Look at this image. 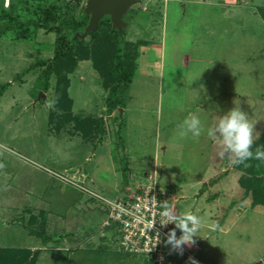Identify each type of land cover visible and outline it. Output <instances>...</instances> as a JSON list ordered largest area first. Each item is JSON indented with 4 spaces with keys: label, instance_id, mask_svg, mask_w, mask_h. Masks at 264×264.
Here are the masks:
<instances>
[{
    "label": "rangeland",
    "instance_id": "rangeland-1",
    "mask_svg": "<svg viewBox=\"0 0 264 264\" xmlns=\"http://www.w3.org/2000/svg\"><path fill=\"white\" fill-rule=\"evenodd\" d=\"M73 1L0 0V24L13 3L21 20L42 21L41 8ZM258 7L264 0H138L125 16L138 56L132 83L119 92L122 104L107 113L108 91L91 60L69 75L70 112L81 121L102 118L103 136L84 137L76 121L57 130L50 122L57 78L43 93L36 89L42 68L24 75L53 57L56 34L4 32L0 93L10 86L0 96V250H29L35 264H157L124 251L118 230L106 225L109 202L154 188L160 203L202 222L182 253L163 244L161 264H264V205H252L234 154L206 131L181 137L178 127L193 112L213 127L238 106L254 124V142L263 136Z\"/></svg>",
    "mask_w": 264,
    "mask_h": 264
},
{
    "label": "trees",
    "instance_id": "trees-1",
    "mask_svg": "<svg viewBox=\"0 0 264 264\" xmlns=\"http://www.w3.org/2000/svg\"><path fill=\"white\" fill-rule=\"evenodd\" d=\"M84 2L85 0H74L64 6L58 2H51L46 8H41L44 14L42 21L21 20L13 3L9 10L12 14L4 17L9 20L0 24V37L4 32L12 29L26 31L32 28L35 30L46 28L55 33L57 37L53 47V57L34 64L25 71L24 75L33 68H42L36 81V89L43 93L50 90L52 78H57L50 114V122L55 123L57 130H60L64 123L76 121L79 122L76 124V129L82 131L84 137L92 133L103 136L105 129L102 118H86L81 121L70 112L73 100L68 95L71 83L69 75L74 73L80 61L91 60L102 78L104 88L108 91L106 110L111 114L122 104L119 95L121 88L130 85L134 79L138 53L134 44L126 39V28L121 32L113 28L109 17L104 18L98 29L90 32L86 38L77 37V34H83L89 23V16L84 13L82 7ZM258 11L264 20V7H258ZM49 22L55 26H50ZM9 86L10 83L1 87L0 96ZM59 110L63 113L58 114ZM258 146H264V134L253 143V152ZM236 165L244 172L240 184L245 188L246 194H252V205H264V161L249 159L244 164ZM36 261L37 254H32L29 250L15 248L0 250V264H35Z\"/></svg>",
    "mask_w": 264,
    "mask_h": 264
},
{
    "label": "clouds",
    "instance_id": "clouds-1",
    "mask_svg": "<svg viewBox=\"0 0 264 264\" xmlns=\"http://www.w3.org/2000/svg\"><path fill=\"white\" fill-rule=\"evenodd\" d=\"M178 127L181 137L191 134L192 138H198L206 131L208 136L214 137L223 145L225 151L234 154L237 164H244L249 159L264 161V146H258L255 152L252 150L254 124L238 106L219 116L213 127L205 129L196 112L186 117ZM160 209L163 217L161 224L170 222L175 225L174 229H170L166 242L181 253L184 245L195 244V237L199 236L197 233L202 225L201 218L191 212L179 213L166 201L160 203ZM176 229L181 232L178 237ZM190 259L192 264H198L195 258Z\"/></svg>",
    "mask_w": 264,
    "mask_h": 264
},
{
    "label": "built area",
    "instance_id": "built-area-1",
    "mask_svg": "<svg viewBox=\"0 0 264 264\" xmlns=\"http://www.w3.org/2000/svg\"><path fill=\"white\" fill-rule=\"evenodd\" d=\"M158 196L159 192L154 188H139L123 199L109 202L106 225L118 230L124 251L146 253L161 264L166 255L163 244L167 243L169 231L175 225L170 222L161 224L163 217ZM176 234L177 237L180 235L177 230Z\"/></svg>",
    "mask_w": 264,
    "mask_h": 264
},
{
    "label": "water",
    "instance_id": "water-1",
    "mask_svg": "<svg viewBox=\"0 0 264 264\" xmlns=\"http://www.w3.org/2000/svg\"><path fill=\"white\" fill-rule=\"evenodd\" d=\"M136 0H86L83 11L89 16V23L82 35L76 36L84 39L90 32L96 31L100 22L109 17L113 28L120 32L127 26L125 16Z\"/></svg>",
    "mask_w": 264,
    "mask_h": 264
},
{
    "label": "crops",
    "instance_id": "crops-1",
    "mask_svg": "<svg viewBox=\"0 0 264 264\" xmlns=\"http://www.w3.org/2000/svg\"><path fill=\"white\" fill-rule=\"evenodd\" d=\"M137 2H138V0H136V3H137ZM134 6H135V4L130 8V10L133 9ZM130 10H129V11H130ZM129 11H128V12H129ZM152 46H153V45H152ZM152 46H150V47H149V46H147V47H143V50L148 51L149 49H151ZM161 51H162V49H161ZM145 53H146V52H145ZM143 56H145V54H144ZM140 59H143V58L141 57ZM140 61H143V60H140ZM204 182H205V179H202L201 181H199V184L202 185L201 183H204Z\"/></svg>",
    "mask_w": 264,
    "mask_h": 264
}]
</instances>
